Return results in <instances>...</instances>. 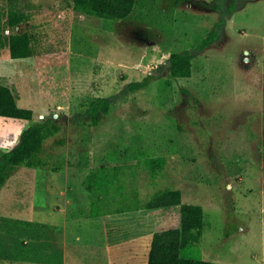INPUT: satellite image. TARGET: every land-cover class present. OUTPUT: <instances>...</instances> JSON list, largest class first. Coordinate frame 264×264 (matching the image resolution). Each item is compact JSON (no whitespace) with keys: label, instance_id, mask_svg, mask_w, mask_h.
<instances>
[{"label":"rangeland","instance_id":"1","mask_svg":"<svg viewBox=\"0 0 264 264\" xmlns=\"http://www.w3.org/2000/svg\"><path fill=\"white\" fill-rule=\"evenodd\" d=\"M167 2L136 0L131 17L109 19L75 0H18L30 54L4 49L0 78L34 120L57 115L60 128L43 165L20 166L0 192V264H148L154 232L178 227L180 206L113 211L165 190L203 207L204 259L264 264V0ZM186 49L191 76L174 78L170 55ZM100 97L110 109L93 125ZM6 131L8 150L17 138ZM154 156L165 157L155 178Z\"/></svg>","mask_w":264,"mask_h":264},{"label":"trees","instance_id":"2","mask_svg":"<svg viewBox=\"0 0 264 264\" xmlns=\"http://www.w3.org/2000/svg\"><path fill=\"white\" fill-rule=\"evenodd\" d=\"M189 0H168L169 7L179 6ZM18 0H7L5 8L0 7V55L8 48L12 59L26 58L30 54L31 36L28 31L19 32L16 29L32 19L31 15L20 9ZM136 0H75V9L90 15L104 18H123L129 15ZM236 0H232V6ZM232 9V7H231ZM230 13L233 11H229ZM9 33L6 34V30ZM219 32L214 28L209 32L197 49L203 50L212 45ZM194 58L192 50L172 52L170 55V71L174 78L191 76V61ZM148 77L143 81H133L129 87L135 90L146 85ZM110 109L109 98H98L89 106L90 120L93 125L101 121V114ZM33 110L19 106L11 87L0 83V116L25 119L29 126L20 134L18 142L8 150L0 153V192L16 174L20 166L38 167L43 165L41 154L47 136L60 128L54 117L43 120L33 119ZM152 177L163 169L165 157L154 156L146 159ZM180 206V225L174 228L155 231L148 253V264H213L201 255V240L205 226L204 210L199 204L183 203L180 190H165L152 195L147 201H139L136 206L116 208L113 213H123L130 210L170 208ZM92 215L98 216L94 209ZM1 257V248H0Z\"/></svg>","mask_w":264,"mask_h":264},{"label":"crops","instance_id":"3","mask_svg":"<svg viewBox=\"0 0 264 264\" xmlns=\"http://www.w3.org/2000/svg\"><path fill=\"white\" fill-rule=\"evenodd\" d=\"M2 8V7H1ZM131 13L129 14V15H127V16H125L126 18H129V17H131ZM9 33V30L7 29L6 30V34H8ZM4 51V50H3ZM8 53H9V49H8ZM1 56V55H0ZM9 56H10V54H9ZM29 57V56H28ZM28 57H26V58H28ZM23 59V58H22ZM0 83H3V84H5V85H7V86H9V84H8V82H6L5 80H4V78L2 79V78H0ZM9 87H11V86H9ZM12 89V88H11ZM17 102H18V100H17ZM20 103V102H19ZM20 106V105H19ZM22 107V106H21ZM34 116H35V113H34ZM20 120H25V119H17V118H10V117H3V116H0V124H3L4 126H6L7 127V131H6V133H8V136L10 137V135L12 136V137H14V135H16L15 137L17 138V142H18V140H19V137H20V134L29 126V124H25V123H28L29 121L27 120V121H21L20 122ZM12 131H15L14 132V135L13 134H11V132ZM16 142V143H17ZM0 153H1V151H3V150H6V149H4L3 147H1L0 146ZM146 264V263H145Z\"/></svg>","mask_w":264,"mask_h":264},{"label":"built area","instance_id":"4","mask_svg":"<svg viewBox=\"0 0 264 264\" xmlns=\"http://www.w3.org/2000/svg\"><path fill=\"white\" fill-rule=\"evenodd\" d=\"M53 117L57 118V115H54Z\"/></svg>","mask_w":264,"mask_h":264}]
</instances>
